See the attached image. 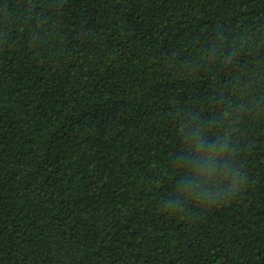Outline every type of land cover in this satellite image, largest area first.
I'll return each mask as SVG.
<instances>
[{"label":"trees","instance_id":"1","mask_svg":"<svg viewBox=\"0 0 264 264\" xmlns=\"http://www.w3.org/2000/svg\"><path fill=\"white\" fill-rule=\"evenodd\" d=\"M0 264H264V0H0Z\"/></svg>","mask_w":264,"mask_h":264},{"label":"clouds","instance_id":"2","mask_svg":"<svg viewBox=\"0 0 264 264\" xmlns=\"http://www.w3.org/2000/svg\"><path fill=\"white\" fill-rule=\"evenodd\" d=\"M195 148H201L205 151V154L202 157H195V163L193 164L192 160H185V163L192 166L194 168L195 175L200 179L196 184H192L191 182L188 183L187 187L191 188H199L202 184L205 186V190L203 195L211 196V192L207 190V186L209 183H215L211 180L213 176H216L218 180H223L227 173H217V168L219 167V161L221 159V154L226 151V147L224 144H220L217 147L214 144L204 145L201 141L200 144L193 145ZM246 177H240L237 173L233 172L232 175V186L230 192L227 195L234 196L236 193L240 192L241 187L246 183ZM184 181L182 180L181 183ZM239 185V187H237ZM218 195H226L224 193H219ZM230 200V199H229ZM227 200L225 203H227ZM214 204L213 200H209V205Z\"/></svg>","mask_w":264,"mask_h":264}]
</instances>
